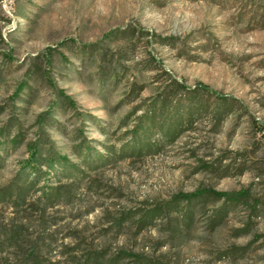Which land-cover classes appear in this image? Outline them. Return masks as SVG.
I'll return each mask as SVG.
<instances>
[{
	"label": "rangeland",
	"instance_id": "1",
	"mask_svg": "<svg viewBox=\"0 0 264 264\" xmlns=\"http://www.w3.org/2000/svg\"><path fill=\"white\" fill-rule=\"evenodd\" d=\"M32 144L64 164L17 200ZM201 188L251 199L172 208ZM12 232L0 264H264V0H0Z\"/></svg>",
	"mask_w": 264,
	"mask_h": 264
},
{
	"label": "trees",
	"instance_id": "2",
	"mask_svg": "<svg viewBox=\"0 0 264 264\" xmlns=\"http://www.w3.org/2000/svg\"><path fill=\"white\" fill-rule=\"evenodd\" d=\"M25 87V84H21L19 87V91H22ZM202 90L206 92H210L206 86H201ZM211 93V92H210ZM29 158L24 162L22 169L19 173V180L22 183V186L17 187L19 189L18 194L16 196L17 200L23 199V197L33 188L35 183V179L30 180V174H35L36 179L39 177H43L45 181L50 180L51 176L55 173V168L57 165H63V161L61 160L62 157L56 155H50V157H43L41 154V147L38 144L29 145ZM42 166H47L49 171L44 173L41 171ZM49 185L46 184L42 187L41 191H43V198L47 201L53 202L55 198L59 197V192L54 190V188L49 189ZM13 192H4L3 199L12 198ZM204 198H214L220 201H223L226 204L231 205H240L246 202L247 200L251 199L250 190L242 189L240 191H230V192H222L216 191L213 189H197L195 192L192 193H180L174 197L173 207H176L179 203H193L199 201ZM255 202V201H254ZM255 204H258L255 202ZM163 212V208L159 207L158 209L152 211L150 213V218H156V216L161 215ZM18 233L12 232L5 234V238L2 242H0V252H4V248L11 247L17 250H21V248L17 245L18 242ZM38 256L36 252L29 251L28 254L24 256V259L20 262V264H39L38 263Z\"/></svg>",
	"mask_w": 264,
	"mask_h": 264
}]
</instances>
